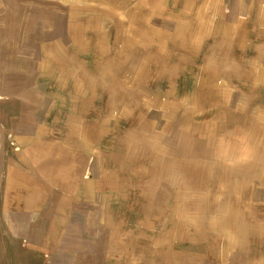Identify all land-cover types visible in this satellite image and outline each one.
Segmentation results:
<instances>
[{
    "label": "rangeland",
    "instance_id": "rangeland-1",
    "mask_svg": "<svg viewBox=\"0 0 264 264\" xmlns=\"http://www.w3.org/2000/svg\"><path fill=\"white\" fill-rule=\"evenodd\" d=\"M0 264H264V0H0Z\"/></svg>",
    "mask_w": 264,
    "mask_h": 264
},
{
    "label": "bare ground",
    "instance_id": "bare-ground-1",
    "mask_svg": "<svg viewBox=\"0 0 264 264\" xmlns=\"http://www.w3.org/2000/svg\"><path fill=\"white\" fill-rule=\"evenodd\" d=\"M244 159H245V158H244ZM244 159H243V160H244ZM223 161H224V160H223ZM188 217H189V216H188ZM228 232H229V231H228Z\"/></svg>",
    "mask_w": 264,
    "mask_h": 264
}]
</instances>
